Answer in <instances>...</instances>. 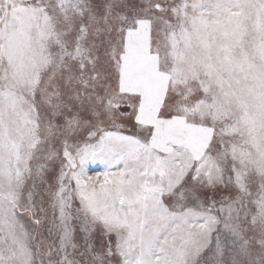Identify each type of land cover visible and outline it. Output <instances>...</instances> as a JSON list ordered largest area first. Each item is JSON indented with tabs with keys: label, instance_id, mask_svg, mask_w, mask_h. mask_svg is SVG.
Segmentation results:
<instances>
[{
	"label": "snow or ice",
	"instance_id": "snow-or-ice-1",
	"mask_svg": "<svg viewBox=\"0 0 264 264\" xmlns=\"http://www.w3.org/2000/svg\"><path fill=\"white\" fill-rule=\"evenodd\" d=\"M0 264H264V0H0Z\"/></svg>",
	"mask_w": 264,
	"mask_h": 264
}]
</instances>
